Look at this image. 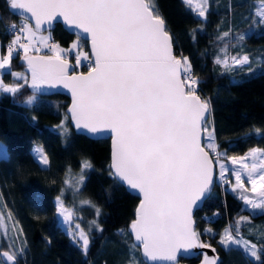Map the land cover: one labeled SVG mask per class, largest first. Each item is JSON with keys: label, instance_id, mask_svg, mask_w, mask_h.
Wrapping results in <instances>:
<instances>
[{"label": "snow or ice", "instance_id": "1", "mask_svg": "<svg viewBox=\"0 0 264 264\" xmlns=\"http://www.w3.org/2000/svg\"><path fill=\"white\" fill-rule=\"evenodd\" d=\"M7 3L14 13L23 15L19 26H7V34L14 35V39L7 46V55L0 56V70L7 69L13 54L22 51L30 77L9 69L14 80L23 84H5L0 73V93L15 98L29 78L34 90L44 84H63L72 93L69 112L77 129L97 136L111 134L109 177L142 196L136 218L130 223L133 240L128 264H141L136 252L143 258V264L158 260L178 264L177 253L181 249L210 247L200 242L192 213L198 202L211 195L214 176L221 185L230 186L250 212L255 214L258 210L264 214V149L252 148L243 156L220 150L210 100L197 93L200 81L194 77L188 57L175 54L173 37L156 0H7ZM185 3L191 5L193 0ZM207 10V0H200L195 9L197 15L206 20ZM256 16L264 24V7ZM57 18L77 37L69 49L55 43L49 45L51 35L43 34ZM229 35L230 32H224L218 39ZM82 39L90 41L92 55L76 52V65L81 58L88 61V73L69 75V64L62 53L82 48ZM237 39L243 40L244 36ZM37 44L48 47L53 55H30V50L39 51ZM221 52L224 58L217 56L215 63L226 69L251 63L246 54L231 57L229 63L227 47ZM34 102L32 95L24 104L31 107ZM256 133L260 130L256 129ZM33 151L40 164L49 165L41 147ZM0 157L7 159V153ZM91 168L89 161L82 162L75 183L66 181L74 196L83 186L84 170ZM245 177L250 188L245 185ZM248 192L255 197L246 195ZM79 206L91 207L97 218L101 214L100 208L89 199L79 201ZM56 212L67 235L87 256L89 233L93 229L103 232L98 219L88 222L86 232L75 222L82 219L75 215V207L65 206L60 196L56 198ZM6 219L12 221V213L5 215L0 211V235L8 238L12 250L0 255L10 264H17L26 241L16 246L23 230H17L18 222L9 226ZM247 220L241 216L235 225L226 227L220 243L226 251L242 248L256 264H261L264 243L258 246L239 234L241 224ZM207 231L211 233L212 229ZM119 234L128 235L123 229ZM204 264H217V259L205 256Z\"/></svg>", "mask_w": 264, "mask_h": 264}, {"label": "trees", "instance_id": "2", "mask_svg": "<svg viewBox=\"0 0 264 264\" xmlns=\"http://www.w3.org/2000/svg\"><path fill=\"white\" fill-rule=\"evenodd\" d=\"M264 0H208V13H214L218 23L210 26L185 0H156V4L175 42L178 55L188 57L193 74L200 81L197 93L210 100L216 142L228 155H244L255 147L264 148V24L256 12ZM21 15L14 13L7 0H0V42L4 54L10 39L7 25L20 24ZM51 31L52 38L69 46L76 38L60 23ZM224 32H230L223 40ZM243 35V40L237 37ZM86 51L87 41L81 40ZM226 55H248L251 63L238 68H225L215 63ZM10 72H26L20 56H13ZM251 69V72L249 71ZM9 71L3 74L5 84H23L14 80ZM28 84L13 98L0 93V143H4L7 159L0 158V210L12 213L22 234L15 241L25 251L17 256V264H124L133 238L129 232L135 219L139 197L129 192L119 181L109 177L110 140L92 139L75 130L68 113L70 99L61 93L36 94L34 104H24L33 95ZM60 126H63L60 127ZM256 129L260 133H256ZM40 146L49 159V165L40 164L33 153ZM212 155V154H211ZM89 161L91 169L84 170L80 192L66 185L69 176L81 173L82 162ZM70 170V171H69ZM61 193L63 195L61 196ZM81 210L83 226L88 231V220L98 219L103 232L93 229L87 256L73 243L59 222L56 198ZM89 199L101 214L97 218L91 207H80L79 201ZM6 205V207H3ZM241 215L264 221V214H253L243 206L237 194L216 181L211 195L195 213L199 240L213 246L219 264H256L242 248L226 251L220 243L223 230ZM211 221V222H209ZM212 229L209 233L207 229ZM123 229L127 236H121ZM263 242H259L260 245ZM9 240L1 236L0 253L11 251ZM141 257V255H140ZM202 253L181 259L185 264H199ZM143 264V259H140ZM0 264L6 263L0 255ZM264 264V253L261 254Z\"/></svg>", "mask_w": 264, "mask_h": 264}, {"label": "water", "instance_id": "3", "mask_svg": "<svg viewBox=\"0 0 264 264\" xmlns=\"http://www.w3.org/2000/svg\"><path fill=\"white\" fill-rule=\"evenodd\" d=\"M19 14L22 16L23 15V13H20L19 12ZM33 23H34V21H33ZM56 23H60L63 27H64V29H66L69 33H71V34H73L74 35V32L72 31V30H70L69 29V27L62 21V19L61 18H57L56 20H54L53 22H52V26H51V29L50 30H52L53 29V27H54V25L56 24ZM45 27H47V26H45ZM166 27H167V25H166ZM171 34V33H170ZM82 40H84V41H87V46H88V52H89V55H90V57H91V44H90V41H88V40H85V39H82ZM173 50H174V52H175V54L177 55V56H179L178 55V53L176 52V49H175V42H174V40H173ZM30 55H32V54H30ZM34 56H51V55H41V54H33ZM68 61V60H67ZM25 63V62H24ZM26 64V63H25ZM68 64H69V69H68V74L69 75H80V74H84V75H87V73H88V71H84V72H77V71H73L74 70V68H73V64H72V62H70V61H68ZM27 66V65H26ZM26 70H27V72H28V69L26 68ZM29 73V72H28ZM29 75H30V73H29ZM28 86H29V89H30V91H32V93H36V94H41V95H49V94H53V93H61V94H64V95H66V96H68L69 97V99H70V104H69V108H68V113H69V115L71 116V114H70V112H69V109L71 108V105H72V93H71V90L70 89H68V88H65L64 86H63V84H53V85H48V84H44V85H41L38 89H32L31 88V80H30V78H29V82H28ZM72 118V117H71ZM72 124H73V126H74V128H75V130L77 131V132H79V133H82V134H84V135H86V136H88V137H90V138H92V139H109L110 140V149H111V152H110V159H111V154H112V137H111V134L109 133V134H105V135H103V136H97V135H94V134H90V133H88L87 132V130H85V129H77V127L75 126V121L72 119ZM202 144L204 143V138L202 137ZM205 150H207V149H205ZM210 155H211V153H210ZM110 164H111V161H110ZM214 186H213V188H212V191H213V189H214V187H215V184H216V178H215V176H214ZM121 183V182H120ZM121 184H123V183H121ZM125 187H126V189L129 191V192H131L132 194H134V195H136V196H138L139 197V203H140V200L142 199V196L138 193V191L137 190H130L129 189V187L126 185V184H123ZM212 193V192H211ZM209 197V196H208ZM207 197V198H208ZM206 198V199H207ZM206 199H202V202H198V207H196V208H194L193 209V213H192V215H193V218L195 217V213H196V211L199 209V208H201L202 206H203V204H204V202L206 201ZM139 203H138V205H137V207L139 206ZM137 209V208H136ZM136 218V217H135ZM195 220V219H194ZM194 227H195V229H196V222H195V225H194ZM129 232H130V227H129ZM130 234H131V232H130ZM131 236H132V238H133V235L131 234ZM3 252V251H2ZM1 252V253H2ZM200 253H202V260H201V262L199 263V264H204V257L205 256H207V257H209V258H213V259H217V264H219V262H220V257H219V255H218V253H217V251H216V249L213 247V246H211L210 245V247H196V248H191V249H188V250H184V249H181L178 253H177V262H178V264H185V263H183V262H181V259H190V258H193V257H195V256H197V255H199ZM1 257H2V259L6 262V263H10V262H8L7 261V259L5 258V257H3L2 255H1ZM143 259V258H142ZM154 264H175V262H169V261H166V260H158V261H156V262H154Z\"/></svg>", "mask_w": 264, "mask_h": 264}, {"label": "rangeland", "instance_id": "4", "mask_svg": "<svg viewBox=\"0 0 264 264\" xmlns=\"http://www.w3.org/2000/svg\"><path fill=\"white\" fill-rule=\"evenodd\" d=\"M200 3V0H193V3L191 4V8H192V10L196 13V11H195V9L197 8V5ZM259 5H260V8L261 7H264V2H262V3H259ZM259 8V9H260ZM207 9H208V0H207ZM207 13H208V10H207ZM203 19V18H202ZM203 20H205V19H203ZM207 20H209L210 21V26L211 27H213L214 25H216L217 23H218V19H217V17H216V15L214 14V13H211L210 14V18H209V14L206 16V21ZM44 35H51L52 33H51V31H45L44 33H43ZM51 37H52V35H51ZM76 39H77V37L75 38V39H73L71 42H70V45L69 46H60L62 49H69V48H71V45H72V43H74L75 41H76ZM81 43H82V41H81ZM84 47V46H83ZM71 52H73V53H75L76 54V52H86V53H88L84 48H78V49H76V50H74V51H71ZM67 53V52H66ZM66 53H62V56L63 55H65ZM0 56H6V54H4V51H3V48H2V43L0 42ZM180 56V55H179ZM231 57H233V56H230L229 57V63H231V60H230V58ZM85 63V60H83V58H81V63L79 64V65H76L77 67H78V69H80L81 67H82V65ZM75 64H76V59H75ZM249 65V64H248ZM243 66H247V65H243ZM238 67H242V66H236V67H231V68H238ZM9 69L11 70V66H8V68L7 69H5V70H0V73H2V79H3V74L6 72V71H9ZM13 72H16V71H13ZM21 73H27L28 75H29V73L26 71V72H24V71H22ZM29 77H30V75H29ZM195 77V76H194ZM33 95H35V100H36V98H37V95L36 94H33ZM200 95V94H199ZM32 96V95H31ZM201 96V95H200ZM202 97V96H201ZM203 99V98H202ZM204 143H205V140H204ZM36 147H40V146H35L34 147V149L36 148ZM255 148H260V147H255ZM33 149V150H34ZM260 149H264V148H260ZM251 150V149H250ZM7 153V150H6V146H5V144L4 143H0V154H2V153ZM44 152V151H43ZM33 153H34V151H33ZM8 154V153H7ZM34 155H35V157L37 158V155H36V153H34ZM245 155V154H244ZM239 156H243V155H239ZM0 158H2V157H0ZM226 163H229L230 164V162H228V161H225ZM81 173H75V174H73L72 176H69V178H68V181H69V183H72V184H74L75 183V179L76 178H78L79 177V175H80ZM228 176H229V178H231V179H233V181H234V177H232V175H231V172H229L228 173ZM245 179V185L248 187V188H250L251 187V185L248 183V181H247V178L245 177L244 178ZM218 182V181H217ZM219 183V182H218ZM221 185V184H220ZM222 187H226L227 188V190H230V186H228V185H221ZM237 194V193H236ZM246 195H250V196H253V197H255V194L254 193H251V192H248V193H246ZM237 196H238V194H237ZM238 198H239V196H238ZM61 199L64 201V204H65V206H67V207H75L74 205H71V204H69L68 202H66L62 197H61ZM243 202V201H242ZM243 206H244V204H243ZM245 207V206H244ZM1 211V210H0ZM252 213V212H251ZM255 214H259V211L257 210L256 211V213ZM75 215L77 216V217H82V219H79V220H76L75 222H78V223H80L81 224V227H83L84 228V230L87 232V230L85 229V227L83 226V221H84V216H83V213L81 212V210H79V209H77V207H75ZM241 216H244V217H247L248 218V220L247 221H245V222H243L242 224H241V226H240V230H239V234H240V236H242L244 239H246V240H248V241H250L251 243H257V245L259 246V242L261 241V242H263L264 243V221H256V220H254L252 217H250V216H248V215H241ZM240 216V217H241ZM58 219H59V217H58ZM6 222V221H5ZM59 222H60V224L62 225V227L65 229V225L60 221V219H59ZM88 222H89V220H88ZM88 227H89V224H88ZM207 231V230H206ZM234 236L235 235H237V233H236V231H235V229L233 230V233H232ZM1 236L2 235H0V240H1ZM89 238H90V236H89ZM128 257H127V259H126V261H125V263L124 264H128V260H129V258H130V252L128 251ZM136 257H137V259L138 260H140L141 259V257H140V253L139 252H136Z\"/></svg>", "mask_w": 264, "mask_h": 264}, {"label": "built area", "instance_id": "5", "mask_svg": "<svg viewBox=\"0 0 264 264\" xmlns=\"http://www.w3.org/2000/svg\"><path fill=\"white\" fill-rule=\"evenodd\" d=\"M12 24H15V23L8 24L7 26H11ZM16 25H17V24H16ZM17 26H19V25H17ZM9 36H10V39H9V40L6 42V44H5V49H6V51H7V46H8V44L11 42L12 39H14V35H9ZM23 42H26V41H23ZM53 43L58 44V40H57V39L52 40V42H50L49 45H51V44H53ZM37 47L39 48V51H41V50L43 49V51L46 52V53L50 52V51L48 50V47H46V48L44 49V48H43L41 45H39V44H37ZM20 54H23L22 51L15 52L13 55H20ZM73 56H74V54L71 53V52H67V53H66V57L69 58V59L73 58ZM88 63H89L88 61L85 62V68H89Z\"/></svg>", "mask_w": 264, "mask_h": 264}]
</instances>
